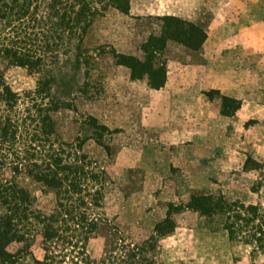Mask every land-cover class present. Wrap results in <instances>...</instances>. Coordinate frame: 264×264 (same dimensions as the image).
<instances>
[{
	"label": "rangeland",
	"instance_id": "374dc122",
	"mask_svg": "<svg viewBox=\"0 0 264 264\" xmlns=\"http://www.w3.org/2000/svg\"><path fill=\"white\" fill-rule=\"evenodd\" d=\"M168 14L202 25L208 38L197 52L167 44L163 88L151 90L144 81H132L125 68L95 52L93 99L75 91L76 110L55 115L61 138L83 141V151L109 179L103 192L107 220L87 248L96 260L120 241L131 248L141 243L169 203H186L192 194L222 195L264 213V0H131L128 16L109 9L96 17L83 47H113L142 58L141 44L159 33L156 17ZM4 77L19 95L36 87L37 75L20 67L5 68ZM212 90L237 99L240 108L225 114L231 108L217 96L211 100ZM88 116L112 131L103 137L109 155L90 138ZM18 182L37 207L52 209V193L27 177ZM173 218V233L147 250L154 264H264V252L228 240L224 218L206 219L190 211ZM119 248L107 252L120 259ZM33 249L41 255L37 245Z\"/></svg>",
	"mask_w": 264,
	"mask_h": 264
},
{
	"label": "trees",
	"instance_id": "16d2710c",
	"mask_svg": "<svg viewBox=\"0 0 264 264\" xmlns=\"http://www.w3.org/2000/svg\"><path fill=\"white\" fill-rule=\"evenodd\" d=\"M130 4L131 0H0V264H154L147 257L148 248L172 234L173 216L185 211L206 219L224 218L229 241L264 252V213L256 205L197 193L186 203H169L164 218L141 243L131 248L120 241L108 247L111 251L121 246L120 259L112 257L108 248L98 260L89 254L90 240L107 220L103 192L109 179L103 167L83 151V141L73 144L61 138L56 113L76 110L75 91L93 99L89 89L93 88L90 72L95 52L125 68L132 81L160 90L167 81V44L197 52L208 38L202 25L168 14L156 17L159 33L150 34L141 44L142 58L113 47L94 51L83 47L96 17L109 9L128 16ZM83 66L84 80L78 84ZM7 67L37 75L35 89L23 95L14 92L4 77ZM208 95L231 108L225 114L240 108L237 99L218 90ZM86 124L90 138L109 155L103 137L112 131L92 116ZM22 176L52 193L50 211L37 207L32 193L18 182ZM36 245L40 256L34 252Z\"/></svg>",
	"mask_w": 264,
	"mask_h": 264
}]
</instances>
